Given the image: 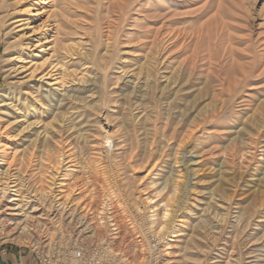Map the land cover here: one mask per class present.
Masks as SVG:
<instances>
[{
  "label": "bare ground",
  "instance_id": "6f19581e",
  "mask_svg": "<svg viewBox=\"0 0 264 264\" xmlns=\"http://www.w3.org/2000/svg\"><path fill=\"white\" fill-rule=\"evenodd\" d=\"M201 1L203 2V0ZM213 1L205 0L203 3L198 4V0H79L76 6L71 7L70 18H67L57 9V0H0V36L5 34L3 61L4 77L6 79V89L0 93V239H3L4 242L11 241L19 245L30 246L32 249L40 250L45 248L48 255H55L66 262V264H85L86 261L84 262L83 260V258L86 259L84 252L89 257L96 254L97 259L93 264H153V262L154 264L262 263L258 259V262L254 261L255 258L251 259V257L249 258L251 260L247 259L248 261L245 262L243 257L245 254L242 251L237 256L235 255L236 252L232 250L227 260L224 258L225 256L222 257V253L227 249L226 246L229 241L227 240L228 238H223L222 232L224 227L221 223H224L226 217L218 218V210L224 211L226 214V210L231 209V205H233L231 201L234 197L233 195L236 194L235 186L231 189L233 190L231 191L233 195H230L226 188H221L220 186L219 193L216 194L219 197L211 194L213 197L210 205H213L212 208L218 209V212L210 213V210V212L201 214L202 216L199 214L200 216L196 217L197 215H193L194 205L191 204L187 215L178 219L179 223L177 226L175 225L174 220L177 216L175 213L178 210L181 211L184 202L179 201L173 204L172 193L169 196H164L166 195L165 193L163 196L158 197L159 193L165 192L167 189L169 191L171 188L176 191L178 188L177 180L174 176V172L177 170L174 169L175 164L170 166V171L173 169L172 175H170L171 173L169 174L170 176L167 174L168 177L163 179L164 183H159L160 185L156 186L155 195H152V192L138 195L139 188L136 187L134 188V194L132 193L133 198L131 199L133 203L131 204L134 205V211L133 209L130 210L137 212L139 216H142L140 220H143L142 222L139 220L140 225L138 223V226L136 225L134 228L136 229L135 233H140L141 236H136L131 243V252L133 254L138 253L139 257L133 256L131 259L125 253L116 251L112 247V242L117 241L119 238L120 228L115 227L118 221L113 222L116 220L115 216L116 218H119V216L116 214L114 216L111 213L112 216L104 214L111 197L105 199L108 200L106 203L101 202L100 207L102 206L101 208L104 211L97 213L95 221H92L93 219L88 217L84 210H80L79 205L76 206L81 201L72 203L74 198L71 179L72 175H77L75 172H78V174L83 173L86 168L89 169L90 165L93 168L99 158L98 156L100 155L101 157L103 153L106 158L114 162L127 152L122 148L126 145L125 138L116 142L112 139L113 136L107 133L103 138L94 140L90 131L89 133L84 131L78 134L73 132L76 122L79 121H76V119L80 114L84 115L90 106L89 99H92L95 93H100L102 97H105L106 95H117L118 92L123 93L128 89L133 94L138 92L148 94L152 91V84L156 85L157 81L160 80L157 77L155 79L153 77L150 78V75H148L143 80V83L140 82L141 78L139 76L136 77V72L131 69L133 63L143 60L147 65L150 64L154 68L159 62L164 63L167 61V58L180 59L191 50L190 61L187 63L191 68L196 69L195 64L202 59L208 65L207 72L209 73V70L214 65L213 60H219L218 64L223 65L222 69L225 70L226 75L234 76L235 68L233 67L236 64L240 66V74L247 72L248 68L244 67V65L241 66L237 62L235 43L221 33L217 35V41H215V46H217L219 52L218 57L213 56L211 50L208 53L201 54L200 48L205 38L206 25H209L210 22H214L217 26L220 25L219 12H216L207 22H203L200 27L191 31L182 26L186 15H190L189 18H195V22H200L203 19L202 17L208 14L209 7ZM187 3V6L184 5ZM152 18L163 21V25L155 30L151 28L143 30L134 27V25H137L141 28L147 20ZM156 22L155 24H157ZM170 23L175 26V29L169 30ZM148 25L146 24L144 27ZM121 27H127L124 34L119 33ZM2 30L5 32L1 33ZM227 36L230 37L231 35ZM134 40H140L141 43L137 45ZM166 42L169 50L162 53L161 46ZM144 46L147 47L148 51L137 60L136 58L140 54H137V49ZM165 54L167 55L165 56ZM261 54L259 61H261L263 72L264 52ZM92 60H99L103 67V73L95 68L96 64L92 63ZM111 62L114 64L108 70ZM185 65L186 63L178 65L171 75L163 77L160 83L162 88L159 92L161 97L167 95V90L179 82L178 79L180 77L175 75H180ZM150 71L151 73L153 72L152 70ZM155 72H157L156 66ZM139 75L141 76L140 72ZM225 80L224 78L221 79L222 83ZM111 81H113L114 86L121 82H124V84L119 89L109 92L108 88L112 84H109ZM95 88H98V91H94L96 90ZM128 98L130 100V97ZM113 101L116 102L115 100H110V102ZM158 101L160 103V99L157 100V103ZM128 106L129 108H127ZM130 106L131 104L126 105V110L128 109L127 117L138 115L133 113L137 108L133 105L134 109H131L132 107ZM165 107H161L158 110L159 112L160 110L161 112L163 111L167 117L166 119H169L168 117L171 116V113L168 109V104ZM75 109L77 110L76 112ZM151 109L153 108L151 107ZM173 112L175 113V110ZM111 114H114V112H111ZM146 115L150 116V114ZM158 115L160 114L158 113ZM180 115L177 117L179 118ZM89 116H92V113H89ZM140 116H142V113ZM140 116L139 118H141ZM149 116L148 118H152ZM210 117L211 119L208 116L205 117L203 121L208 122V120H211L215 122L216 117L214 115ZM129 121L128 123L131 125L132 123ZM261 122L264 124V111H261L258 116H253L249 122H243V124L246 125V129H250L254 125L258 126ZM95 123L97 124L96 121ZM137 125L140 126L141 122L140 125L138 123ZM142 126L146 127L147 125L145 126L144 123ZM95 129H98V127L96 126ZM214 129L207 133L209 134L208 136H211L210 133L218 132L217 130H219L218 128ZM242 129H245V127H242ZM242 129L235 131L237 136H240L241 132H243ZM123 134L125 135V132ZM156 135H153V142L157 144V147L155 144L156 148H149L145 144L142 148L143 150L140 149L142 150L140 155L143 157L142 162L147 161L146 157H149L148 155L152 154L150 155L151 157L155 155L153 167L158 164V160H161L163 150L167 146L165 136L157 137ZM146 138L148 140V137ZM238 138L236 137L237 140ZM105 139L106 141L104 142ZM182 141L183 138L173 146L174 155L177 154L178 146H180ZM244 142L245 146L240 145L242 147L241 152L237 150V152L232 154L231 158H228L229 160L226 157H222L221 166L218 167L219 171L217 170L219 172V182L224 183L225 175L227 170H229V167L226 166L227 163L232 165L231 171L233 173H241L243 165H246L244 160L249 152L248 149L254 141L249 138ZM228 144L231 143L229 142ZM229 146L227 145L226 147ZM132 149V147L129 148V150ZM249 155L251 160H257L258 154L256 155L255 151ZM262 158H264V155L258 160L264 164ZM176 159L177 157L174 156L172 162ZM247 166L251 167L252 164L247 163ZM115 167H111V169L115 170ZM178 171L181 170L178 169ZM262 174L259 176L256 174V179L252 180L262 190L260 191L257 188L259 191L254 192L253 197L251 196L252 202H248L252 203V206L247 205L248 207L245 206L246 208L243 209L244 211L242 210L243 212L238 211L241 213L238 214L236 220L232 223L233 228H231L236 233H242L246 227L251 226L250 223L254 220V217L252 218L251 216V212L253 215V208L257 207V204H259V207H262L260 206L261 203L263 205L264 170ZM178 176L180 177V174ZM128 184L130 186L131 181ZM186 189L184 187L182 190L181 198L187 194ZM174 193L176 194L178 191ZM217 198L219 200H215ZM226 201H230L229 207ZM109 205L111 206V204ZM243 216L245 217L244 225ZM231 222L229 221V223ZM259 222L261 223H257V226L259 224L264 229V223L262 221ZM107 224L109 227L108 232L112 231L113 238H107L105 235L97 242L96 237L102 234V226ZM214 224H216L215 228L217 229L213 227L214 231H212L211 226ZM127 225H124L126 230L129 228H127ZM72 227L73 229L76 227V230L70 229ZM262 234L264 237V231ZM150 237H152L151 239H160V241L153 246ZM240 238L239 241L229 242L234 245V248L237 247V250L244 245L245 239L241 242ZM222 241L225 247L219 248L218 246L221 245L220 242ZM78 248L81 249V259H77L75 256ZM220 254L222 255L220 256ZM262 259L264 260V258ZM89 263L88 261L87 264Z\"/></svg>",
  "mask_w": 264,
  "mask_h": 264
},
{
  "label": "rangeland",
  "instance_id": "374dc122",
  "mask_svg": "<svg viewBox=\"0 0 264 264\" xmlns=\"http://www.w3.org/2000/svg\"><path fill=\"white\" fill-rule=\"evenodd\" d=\"M204 1L205 0H203V2ZM78 2L79 0H57V9L60 10L67 18H70V14H71L70 9L73 6H76ZM203 2L201 0H198V4L203 3ZM184 5L187 6L188 3ZM209 9L210 10L208 14H205L202 17L203 19H201L200 22L198 21L195 22V18H189L190 15H186V17H184L183 19L184 21L182 23V26L186 27L188 30L191 31L195 28L200 27L203 22L204 23L207 22V20L213 17V15H215L216 12L217 13L219 12L220 14L219 19H220L221 24L217 26L214 22L213 23L210 22L209 25H206L207 28L205 30V38L200 48L202 51L201 54L208 53V51L211 50L213 53V56L218 57V54H219L218 48L217 46H215V41H217L216 40L217 35L219 33H221L223 36L226 35L224 37L230 38L233 41V43H235V48H236L235 54L237 57V62L241 66L244 65V67L248 68L245 74L239 73L240 66L236 64L235 67H233L235 68L234 73H233L234 76L229 75V74L226 75L225 70L222 69L223 65L218 64L219 60L217 61L213 60L214 65H213V68L209 70V73L207 72L208 65L206 64L205 60H202V59L198 60L196 64L192 61V63L195 64L196 69L191 68L187 64L190 61L191 50H189L186 54H184L180 59H168L167 58V61H165L164 63L159 62L158 64L155 65L157 72H155V66L153 68L151 67L152 65L150 64L147 65V63L143 62V60L138 61V62L133 63V67H131V69L132 71L134 70V72H136L137 74L136 77L139 76L141 78L140 82L143 83V80L148 75H150V78L153 77V79H155L157 77L160 79L157 81L156 85L152 84L153 85L152 91L148 93L149 95L143 92L142 93L138 92V93H134L136 95L135 96L133 93L130 92L129 89L125 90L123 92L124 94L118 92L117 95L116 94L106 95L105 97H102L100 93H95L92 96L93 98L89 99L90 106L87 108V111H86L88 115L86 113L84 115L80 114V116L76 119V121L77 120L80 121V123L79 121L76 122L75 130L77 129V127L78 129L76 131L75 130L73 131L77 134L79 132H84V131L85 133L87 132L89 133L90 131V133L93 134L92 138H94V140H97V139L103 138V136L104 135L106 136L108 133V134H111V136H113L112 139H114L116 142L125 138L126 145H124V147L122 148L125 149L127 152L121 156L123 157L125 155L122 159L121 157H119L118 160L116 159L113 162V160L111 161L110 159L106 158L104 153L101 154V157L99 155L98 156L99 158L96 160V163H95L96 166L94 165L92 168V165H90L89 169L86 168L85 172L79 173V174L78 172H75V174L77 175H72L71 183L73 186L71 188L73 191L72 195L74 198V202L72 201V203L74 204L77 201L78 202L81 201V203L76 204V206L79 205L80 210L81 209L84 210V213L86 212V215L88 217H91V219H93L92 221H95L98 215L97 213L103 210L101 208L102 206L100 207L101 202L103 201L102 203H106V201L108 200H105V199H108V197L112 198V199L110 198V201H108L107 207L105 209L106 213H104L106 216L107 214L108 215L116 214L117 216H119V218H116V216L114 215L116 220H114L113 222H117V221L119 222V223L117 222V225L115 227L120 228L119 229L120 233L118 234L119 238L117 239V241L112 242V247H114L116 251H121V253L123 252V254L125 253L131 259L133 256L139 257L138 253L137 254L134 253L135 254L134 255L131 252V243L133 242L136 236L138 235L141 236L140 233H137V234L135 233L136 229L134 228L139 223V220L142 218V216H139L137 212H133L134 205L131 204L133 203V200L131 198H133L134 188L135 187L139 188L138 195H141L140 193L146 194V192L147 193L152 192L153 193L152 195H155L156 186L159 183H164L163 179L172 175L173 169L172 171H170L171 170L170 166H173L175 164L174 169L175 170L177 169L175 172H179V173L174 172V176L176 177V180H177L176 183L178 185V188L176 189V191H174V189H171V188H170L171 191L170 190L168 191L167 189L165 192L159 193L158 195V197H161L163 196V194L166 193V195L164 196H169L172 193L171 198H173L172 200L173 204H176L179 201H181L182 203L184 202L182 204L181 211L178 210L175 213L177 215L174 220L175 225L176 226L178 225L179 223L178 219L187 215L189 205L191 204L194 205L193 215L194 216L197 215L196 217H199L201 214L208 213L210 212V210H211L210 213H215V211L216 212L219 211L218 212L219 215L216 213L218 215V218L226 217L225 218L226 220H224V223H221L223 224L222 226L224 227V230L222 231L223 238L225 239L228 238L227 240L231 243H233V241H236V240L239 241L240 237H241L240 238L241 242H243L245 239L244 245L241 246L243 250L242 248L237 250L238 248L236 246L235 247L237 249L233 247L234 246L233 244L228 242L226 246L227 249L224 250L222 253L223 255L220 254V256L221 255L222 257L225 256L224 258L227 260L230 254L232 253V250L236 252L235 255L237 256L239 252L242 251L245 254L243 255V257L245 258V262L255 258L256 260L254 259V261L258 262L257 261L258 259L260 260V263L262 262L261 264H264V260L262 259L264 258L263 257L264 256V237L262 234L264 229L259 224L257 226V223H261L259 221H262V223H264V217H263L264 216V202H263V205L262 203L260 204V206L262 207H259V204H257L256 206L258 208L257 207L253 208L252 210L253 215L251 212V216L252 218L254 217L253 218L254 220L250 223L251 224V226L249 225L250 228L246 227L242 233H236L232 229L233 228L232 223L236 220V217L238 216V214L243 212L244 211L243 209L248 207L247 205L252 206V203L250 204L248 202H252L251 196L254 195V192L262 190V188L257 184L255 185V183L252 182V180L256 179L255 178L256 174L258 176L263 175L262 172L264 170L263 169L264 164L263 162L259 160L261 156L264 155V124L261 122L258 124V126L254 125L252 128L246 129V125H244L243 122H249L250 119L253 118V116L254 117L258 116V114L261 113V111H264V70L262 72V64L260 63L261 61H259L262 55L261 53L264 52V0H214L211 6L209 7ZM155 22L157 24H155ZM162 22L163 21L152 18V19L147 20L141 28L138 27L137 25H134V27L136 29L146 30L148 28H151L155 30L157 27H160L161 25H163ZM146 24H149V25L147 27H144V25ZM125 28L127 27H121L119 29V33L124 34L126 32ZM171 29H175V26L170 23L169 30ZM4 32H5L4 30L1 31V33H4ZM229 34L231 35L230 37L227 36ZM134 43L139 45L141 41L134 40ZM167 44L168 43L166 42V43H163V45L161 46L162 53H164V51L166 50H169ZM4 47H5V34H1L0 36V93L6 89V79L4 77V61H3ZM98 50L100 51V49ZM137 50H138L137 54L140 53L136 58L137 60L140 59V57H142V54H145V52L148 51L146 46L140 47ZM166 55L167 54H165V56ZM91 62L95 63L96 64L95 68L103 73V67L101 66L99 60H96V61L92 60ZM185 63L189 68L185 65L182 70L183 72H181L180 75H175L176 77L177 76L180 77V78L178 77L180 79V80L178 79L179 82L177 81L178 85L175 84V86H172L174 87V88L171 87V89L173 90L168 89L166 92L167 95H164L161 97V94L159 92H160V89L162 88V85L160 83L162 82L163 77L164 76L166 77V75H171V73L175 71L174 69H177L176 67L178 65L180 64L184 65ZM113 64L114 63L111 62L110 68L108 70L111 69ZM134 64L138 67H136ZM150 70H152L154 73L153 72L151 73ZM221 71L223 72L221 73ZM104 72H107V71H104ZM139 72L141 76L139 75ZM175 76L174 78H176ZM223 78L226 79L224 83H222L221 81V79ZM113 81H111L109 84H111ZM123 84L124 82H121L117 86H114V84L112 83L109 86L108 91L110 92V91L119 89V87L123 86ZM95 89L96 90L94 89L93 90L98 91V88H95ZM133 95H134V98H133ZM154 96H156L157 98ZM128 97H130L131 101L129 100ZM144 97L145 98L147 97V98L145 99ZM159 99H160V103L159 101L157 103V100ZM110 100H115L116 102L114 101L110 102ZM138 100L139 102H137ZM138 103L140 105H135ZM241 103L243 104L241 105ZM129 104H131L130 106L132 107L131 109H134V107L137 108L136 110L133 111L134 114H138L140 116L142 113V116H140L141 118H139L138 115H134L132 117L128 116L129 118L127 117L128 109L126 110V105H129ZM166 104H168V109L171 113V116L168 117L169 119H166L167 117L165 116L163 111L161 112L160 110L159 112L158 110V109H161V107H165ZM151 107L153 109H151ZM127 108H129V106ZM174 110H175V113L173 112ZM76 111L77 110L75 109V112ZM177 111H180V112H177ZM73 112H74V109H73ZM111 112H114V114H111ZM89 113H92V116H89ZM158 113L161 116L158 115ZM146 114H150L152 118H148L149 115H146ZM144 115H146L148 119ZM179 115L180 117L178 118L177 116ZM211 115H214V117H216L215 122L211 120H208V122L203 121V119H205V117L207 116L209 117V119H211L210 117ZM83 116H86V117H83ZM94 120L97 122V124L96 123L94 124L95 122ZM128 121L132 124L130 125ZM124 122L125 124H123ZM140 122H141V125H140ZM82 123L84 124L82 125ZM137 123L140 126H138ZM144 123H145V126L147 125L146 127L142 126V124ZM96 126L98 127V129H95ZM128 126L129 128H127ZM242 127H245V129H242ZM214 128H218L219 129L217 130L218 132L210 133L211 136H208L209 134L207 133H209L211 130H215ZM240 128L243 131L240 134L241 138L240 136H237V134L235 133V131L237 132V130H240ZM124 132H125V135L123 134ZM145 133H147L146 136H145ZM122 134L123 136L121 137ZM153 135H156L157 137L159 136L161 137L164 135L166 138L165 140L167 141L166 142L167 146L163 150L162 158H160L161 160H158L159 162H157L158 164H156L155 167H153L155 163V160L153 158L155 155L152 157L150 156L152 154L148 155L149 157H146L147 161H144V162H142L143 157L140 156L143 150L142 148L145 144L148 145L149 148L157 147V144L153 142L154 141ZM235 136L237 138L239 137L241 140L239 138L237 140ZM146 137H148V140ZM182 138H183V141L180 143V146H178L177 154L174 155L175 150L173 149V146L176 145V143H178L179 140ZM249 138H252L254 142L252 146L248 149L249 152L246 156V159L244 160V163H246V165H243L242 170L240 171L241 173H238V174L233 173L231 171L232 165H229V163H227L226 166L229 167L230 171L227 170L224 183L219 182L218 181L219 180L218 179L219 178L218 177V173H219L218 167L221 166L220 162L222 161V157H226L228 159V158H231L232 154L234 152H237V150L241 152L242 147H240V145L245 146L244 141ZM105 141L106 139L104 140V142ZM229 142L231 144H228ZM155 144H156V147H155ZM227 145L228 146L230 145V146L226 147ZM130 147H132L133 149L129 150ZM223 147L224 149H222ZM206 149L208 150L204 151ZM253 151H255L256 155L258 154L257 155L258 156L257 160L259 158L258 161L256 159L254 160L250 159L249 154L252 153ZM174 156L177 157V159L175 160L176 163H174L175 161L172 162V160H174ZM123 159H126V160H123ZM262 160L264 161V158H262ZM77 161L78 160L76 158V162ZM247 163L252 164V166L251 167L247 166ZM115 166L118 167L119 169L118 168L116 169ZM111 167H115V170H112ZM178 169L181 171H178ZM179 174H180V177L178 176ZM130 181H131V184L129 186L128 183H130ZM219 186L221 188H226L228 193H230V195H233L231 192L233 190L231 189L234 186H235L234 189L236 188L235 189L236 194L233 195L234 197L231 201V204L233 205H231V209L230 208L228 209L229 212L228 210H226L227 215L225 214L224 211H220L216 209L215 207L212 208L213 205H210L211 204L210 202L213 197L212 195L213 194L216 195L217 193H219L218 191ZM184 187L187 188L186 189L187 194H185L181 198L180 196L182 195V190L184 189ZM257 188L259 190H257ZM92 189L93 190L95 189L94 190L95 194H93L94 192ZM177 191L178 193L175 194L174 192H177ZM97 193L98 195H96ZM216 197H219V196L216 195ZM129 199H131V201H129ZM215 200H219V198ZM229 202L230 201L228 202L226 201V204L228 207H229L228 204H230ZM109 204H111V206ZM130 209L131 210L133 209V211H131ZM238 211H241V212H238ZM220 213L224 216H222ZM245 216L247 217V215ZM228 217L230 220L228 219ZM243 219H244L243 220V225H244L245 223L244 216H243ZM142 221L143 220H140V222ZM229 221L230 222L232 221V222L229 223ZM126 224H128L127 228L129 227L130 229L129 228L128 230L125 229L124 225ZM215 225L216 224L211 226L212 231H214V229H217L215 228ZM213 227L214 229H212ZM216 227H219V226H216ZM108 228H109L108 224L102 226V234H99L96 237L97 242H99L102 237H105V235L107 236V238H113L112 231L108 232ZM173 228H170V229H173ZM70 229L76 230V227H74V229L73 227ZM257 232H258V235H257ZM233 235L236 237V239H234L235 237ZM151 238L152 237H150V239ZM163 240H164V237H163ZM145 244L147 245L146 241H145ZM220 244L221 245H219L218 247L222 248L224 246L223 241L220 242ZM3 250L11 251L13 255L16 254L18 257H22L28 264L29 263L37 264V261L39 262V258L43 259L48 254L45 248H42L40 250L34 249V248L32 249V247L30 246L19 245L11 241L4 242L3 239H0V252ZM254 256H257V257H254ZM250 257L251 259H249ZM260 258L262 259V261Z\"/></svg>",
  "mask_w": 264,
  "mask_h": 264
},
{
  "label": "built area",
  "instance_id": "2783aa9c",
  "mask_svg": "<svg viewBox=\"0 0 264 264\" xmlns=\"http://www.w3.org/2000/svg\"><path fill=\"white\" fill-rule=\"evenodd\" d=\"M158 241H160V239H151V243H152L153 246L156 243H158ZM75 256H76L77 259H81V249L80 248H78L76 250ZM84 256L86 258V259L83 258L84 262L86 261L85 264H87L88 261L90 262L89 264H93L95 262V260L97 259L96 258V254L94 256L92 255V256L89 257V255L87 256L85 254V252H84ZM39 262H40V264H66V262L60 260V258L56 257L55 255L51 256V255H48V254L43 259L39 258Z\"/></svg>",
  "mask_w": 264,
  "mask_h": 264
},
{
  "label": "crops",
  "instance_id": "0c3cea01",
  "mask_svg": "<svg viewBox=\"0 0 264 264\" xmlns=\"http://www.w3.org/2000/svg\"><path fill=\"white\" fill-rule=\"evenodd\" d=\"M0 264H28V263H26V261L22 257H18L16 254L13 255L11 251L3 250L0 252ZM37 264L40 263L37 261Z\"/></svg>",
  "mask_w": 264,
  "mask_h": 264
}]
</instances>
